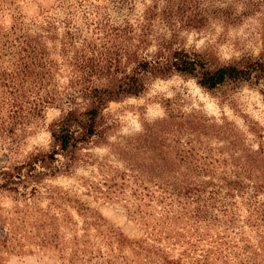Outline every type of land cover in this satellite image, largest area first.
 Segmentation results:
<instances>
[{
	"label": "rangeland",
	"instance_id": "rangeland-1",
	"mask_svg": "<svg viewBox=\"0 0 264 264\" xmlns=\"http://www.w3.org/2000/svg\"><path fill=\"white\" fill-rule=\"evenodd\" d=\"M147 3L149 0H0V27L8 28L17 17L19 24L21 21L14 33L0 39V72L10 73L17 63L20 36L37 33L55 62V86L62 91L70 77L64 42L70 38L77 47L87 38L97 48L110 26L129 23L138 31ZM200 3L207 9V21L201 27L176 32L186 46L208 52L221 62L263 51L264 0ZM172 33L162 16H156L150 36L152 50L158 37ZM13 81L5 74L0 76V166L6 168L51 149L50 123L61 115L54 104H39L38 97L48 88H41L36 96L30 79L18 91L14 87L21 80ZM107 111L115 125L105 140L87 150L89 162L70 174L42 179L36 192H31V184L22 187L21 183V195L0 193V264L207 262V253L223 234L214 231L212 238L194 237L192 245L186 243L184 237L195 234L191 207L157 187L162 186L159 177L148 181L145 166L151 158H159L158 148L151 150L148 140L161 135L159 123L172 116L166 128L167 156L172 162L165 167L163 163L157 166V161L152 166L156 172L172 173L179 167H191L176 162L180 146L175 136L176 115L216 123L231 121L245 133L254 123L264 134V98L259 88L241 83L205 90L188 77L173 76L153 80L140 96L111 102ZM190 147L186 144V150ZM143 185L150 187L148 191ZM200 223L205 230V221ZM115 232H121L126 241L118 242Z\"/></svg>",
	"mask_w": 264,
	"mask_h": 264
},
{
	"label": "trees",
	"instance_id": "trees-1",
	"mask_svg": "<svg viewBox=\"0 0 264 264\" xmlns=\"http://www.w3.org/2000/svg\"><path fill=\"white\" fill-rule=\"evenodd\" d=\"M158 15L173 33L158 37L152 50L150 36ZM18 18L8 28L0 27V39L20 26ZM207 19V9L200 0H149L138 31L129 23L110 26L97 48L87 38H82L76 47L69 38L63 50L70 77L62 91L55 86L56 65L49 58L43 37L37 33L20 36L23 39L18 41L17 63L10 73L2 70L0 76L5 74L11 81L20 79L15 91L22 89L29 79L36 96L41 88H48L38 97L39 104H54L61 115L50 123L51 149L36 152L12 168L0 166V193L21 195V183L22 187L31 184V192H36L42 179L70 174L89 162L87 150L105 140L115 125L107 111L109 104L142 95L153 80L185 76L205 90L247 83L258 87L264 98V47L257 56L246 53L221 62L208 52L186 46L176 33L182 28L201 27ZM175 117L176 142L180 144L176 162L191 167L187 170L179 167L172 173L156 172L152 167L157 161H160L157 166L163 163L165 167L172 162L166 150L169 140L166 128L172 119L169 115L159 123L162 134L148 140L151 150L158 148L159 153V158H151L145 166L148 181L155 182L159 177L162 186L157 187L191 207L195 234L184 237L187 244L192 245L194 237L212 238L214 231L223 234L220 243L207 253L205 264H264L261 128L252 123L245 133L227 120L216 123L192 115ZM184 138L187 139L183 141ZM186 144L191 146L190 150H186ZM148 188L143 185V190ZM200 221H205V230ZM115 234L118 242L126 241L121 232Z\"/></svg>",
	"mask_w": 264,
	"mask_h": 264
}]
</instances>
